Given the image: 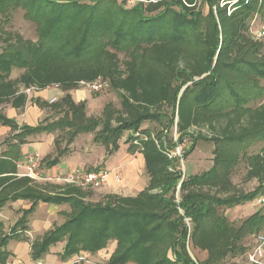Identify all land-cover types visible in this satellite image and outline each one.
<instances>
[{
    "label": "trees",
    "instance_id": "trees-1",
    "mask_svg": "<svg viewBox=\"0 0 264 264\" xmlns=\"http://www.w3.org/2000/svg\"><path fill=\"white\" fill-rule=\"evenodd\" d=\"M159 1L156 6L139 4L126 9L117 0H0V12L10 3L22 7L25 18L36 24L38 36L37 42L19 36L15 42L5 41L6 47L0 52L1 102L14 98L15 108L26 105V97H15L17 92L10 81L16 70L23 72L20 80L26 88L36 87L40 91L58 85L69 93L77 90L84 79L103 77L120 93L132 117L115 129L104 126L96 135L95 142L110 153L118 148L121 131L135 132L144 121H160L164 117L162 113H137L121 90L134 95L140 89L143 98L155 96L170 103L173 107L168 118L170 129L174 127L178 107V128L184 137L193 124L221 125L228 120L229 126L239 129L231 135H225L226 131L221 129L211 139L201 137L215 144L214 166L201 175L186 178L178 166L157 150L153 141L139 140L150 181L136 198L108 195L104 206H92L77 190L54 196L25 191L0 201L1 208L9 201L32 202L11 234L0 236V264H7L11 256L7 251L9 242L20 226H27L28 217L40 202L68 204L71 213L62 226L33 244L34 261L42 259L62 236L69 234L63 257L75 256L80 251L98 253L112 240L117 242V249L108 264H215L238 249L237 243L244 237L264 230L261 211L236 230L224 216L212 213L214 207L232 209L248 203L264 192V184L252 193L226 199L203 190L223 180L220 166L235 164L232 159H218L219 151L246 152L256 141H264V106H254L255 101L264 97L263 45L242 33L260 0H229L234 7L229 14L225 7L228 4L220 8L219 0H204L210 6L207 16L187 9L182 0ZM216 2L218 16L213 10ZM261 5L264 6V0ZM121 53L131 58L127 64L129 80L123 78L118 67ZM67 67L70 71L64 70ZM70 98L65 97L63 103ZM67 105L69 111L54 125L45 119L37 127L20 128L15 121L0 115V124L15 132L6 141L10 147L6 157L11 161H0V167L15 164L21 147L32 135L53 133L57 127L68 129L72 132L69 146L78 135L92 134L98 128L97 122L86 118L87 102ZM197 140L191 136L189 150L182 158L190 156ZM178 143H172L170 148L175 149ZM138 147L132 145L129 150L134 153ZM68 151V147L57 150L55 158L47 157L43 162L54 167ZM262 158L250 156L249 160L256 169ZM208 234L228 238L229 248L219 250L207 239ZM189 240L193 247L208 252L206 261L199 263L191 257Z\"/></svg>",
    "mask_w": 264,
    "mask_h": 264
},
{
    "label": "rangeland",
    "instance_id": "rangeland-1",
    "mask_svg": "<svg viewBox=\"0 0 264 264\" xmlns=\"http://www.w3.org/2000/svg\"><path fill=\"white\" fill-rule=\"evenodd\" d=\"M119 3H123V6L126 9H133L137 5L141 4L145 7L154 6L157 3H160L159 0H117ZM166 1V0H162ZM219 7L222 8L224 5L227 6V13L233 12L232 5L229 3V0H219ZM183 6L187 9L200 11L203 15L207 16L209 14L210 6L207 1L204 0H182ZM262 0L257 6V11L249 17L246 22L245 30H242V33L246 35L251 41L262 44V56L264 57V36H261V29L264 28V6L261 5ZM8 5V6H7ZM5 5L2 12H0V52L6 47V40L15 42V37L19 36L27 41L37 42V26L36 24L27 18H25V10L22 7L18 6L13 7L12 4ZM11 5V6H9ZM156 6V5H155ZM215 15H217V2L213 6ZM234 56V55H233ZM131 58L125 53H121L118 57V67L123 74V78L129 80L130 72L128 71L127 64L130 63ZM70 67L65 68V71H70ZM22 71H15L10 81L14 84V90L17 92L16 96H24L28 101H31L33 104L40 106L41 108L46 109L48 124L54 125L58 123L61 119L64 118L66 112L69 111L68 105L70 102H74L73 93L76 94L77 91H82L85 93V100L90 104L86 112V118L88 121L97 122L98 128L88 138V144H91L92 137L95 138L96 135L103 129L104 126H107L109 129H115L126 122L132 120L130 109H127L124 105L123 99L120 96V93L116 91L109 80L103 79V77L88 78L81 81L78 85L77 90L70 91L69 93L64 92L61 86H52L48 89H58L61 91V98L57 99L56 102L42 103L39 100L34 98V93L40 91L36 87L26 88L25 84L20 80ZM150 79V78H149ZM108 82V88L101 93L93 92L91 86L100 81ZM264 86V84H263ZM124 94L130 101V103L137 108V113H146L150 112L152 114L162 113L164 117L160 120H146L140 124L139 128L134 131L123 130L120 133L119 144L122 145V149L125 147L127 150L132 145L138 147L139 140L144 141H153L155 147L161 154L167 157L168 161H171L178 166V170L182 173L183 177H190L201 175L212 169L214 166V159L216 157V147L212 141H204L201 137H206L211 139L221 132V129H224L225 135H231V133H237L238 128L236 126H229L230 122L225 120L221 125L219 124H208V125H192L187 132V135L184 137L178 128L179 116H178V107L176 111V119L173 129L169 128V119L173 112V107L166 100L158 99L153 96L151 99L143 98L141 90L139 89L136 94H131L125 90L120 91ZM71 97L67 103H63L65 97ZM155 97V98H154ZM14 98H10L9 101L1 102L0 104L11 103ZM145 100V101H144ZM53 101V100H51ZM26 102V103H27ZM254 106L257 108L264 106V97L260 100L254 102ZM130 111V112H129ZM245 125H248V122H244ZM230 127V128H229ZM144 131H148V134H144ZM55 133V142H54V154L49 156L50 159L54 158L57 154V150L65 149L68 147V141L71 137V131L68 129L63 130L61 127H57L53 130ZM191 136L197 140L195 150L190 154L186 159L182 158L183 154L189 150L191 145ZM181 138H184L182 143H178ZM137 141V142H136ZM172 143H178L175 149L170 148ZM137 152H141V148L138 147ZM177 149H181V158L170 159L167 155L168 152H176ZM264 141H256L246 152L235 149L224 150L222 149L218 153V159H232L235 163L233 166L223 165L219 167V170L224 173V178L222 181L214 184L211 187H204L203 190L209 195L220 197L222 199L230 198L233 196L239 197L246 194L256 191L260 185L264 184ZM261 155L262 162L258 164V167L255 169L253 162L249 160L251 156ZM179 156V155H178ZM34 157L35 160L32 159ZM175 159H180L178 162H175ZM45 162H42V159L37 156H29L22 165V168L25 169V174H20L22 177H19L18 172H16L17 164L10 165L6 168L10 171L9 175L5 177H0V201L11 198L16 195V193H22L29 191L38 196H54L58 194H67L70 191H81L86 203L92 206H104L107 203L106 197L108 196L103 190V187L106 183L101 185H90L87 187H80L72 183V178L81 173L71 174L64 176L47 174L44 172L46 168ZM102 167L97 166L96 168H89L84 171L86 173H95L101 171ZM15 171V173H13ZM118 177V176H117ZM146 176H144L145 178ZM150 181V178H149ZM149 186V185H148ZM158 193V191H154ZM181 189H178L177 199H180ZM264 192H261L253 200H250L248 203L241 206V208H212V213L219 214L224 216L231 223L232 227L236 230L239 229L244 222L249 219L255 213L261 211L264 213ZM41 203V202H40ZM39 203V204H40ZM51 206V205H50ZM62 206V205H60ZM1 208V207H0ZM63 213H61L62 218L57 219L54 222V225L47 233H26L29 230V226H20L15 234V238L9 242L7 246V251L11 254L9 256L7 263L12 264H108V260L111 255L117 249V242L110 241L107 243L105 249L99 251L98 253H91L88 251H80L75 256L63 257L65 248L67 246L69 234L62 236L61 240L55 244L50 251L43 256L42 259L34 261L32 258V246L35 242L41 241L45 236L50 234L58 227L62 226L69 218L71 213V207L68 204H65L61 208ZM55 210L51 207L48 208L46 213L51 216ZM24 213V212H23ZM43 210L39 211L37 218L43 217ZM22 216L19 220L12 221L6 225L3 223L0 226V236H7L11 234V231L14 229L16 224L22 219ZM29 218V217H28ZM55 218V214H54ZM29 222V221H28ZM62 223V225H61ZM188 227L191 229L189 221H187ZM209 235V234H208ZM207 235V239L211 241L210 243L214 244L219 250H225L229 248L228 238ZM259 237L264 238V230L260 234H252L244 237L239 243H237L238 249L234 252H229L226 257L218 260L215 264H257L250 261V255L255 251L256 248L260 246ZM205 240V242H209ZM15 243H23L24 248L29 252V258H25L24 262L21 259H17L14 251L10 247ZM188 251L191 257L199 263H202L207 260L208 252L201 250L199 248L193 247V243L189 240L188 242ZM199 251L207 253V258L203 260L199 255ZM84 256L87 258L85 262L78 263L77 257ZM48 257V258H47ZM133 264V263H129ZM264 264V258L261 263Z\"/></svg>",
    "mask_w": 264,
    "mask_h": 264
},
{
    "label": "crops",
    "instance_id": "crops-1",
    "mask_svg": "<svg viewBox=\"0 0 264 264\" xmlns=\"http://www.w3.org/2000/svg\"><path fill=\"white\" fill-rule=\"evenodd\" d=\"M61 95L62 93L58 89H45L34 93V98L42 103L50 104L51 100L59 99ZM72 96L76 104L87 102L84 99L86 95L82 91H77ZM89 105L87 102V109ZM0 115L15 121L20 128L24 126L37 127L47 119L46 109L33 104L31 101H28L25 106L20 108H15L11 103L0 104ZM14 134L15 132L10 127L0 124V161H11L6 157L10 151L9 144L6 141ZM90 135H78L73 143L68 146L69 151L61 158L60 163L51 168L46 165L44 172L65 177L66 175L84 173L86 169L101 166L102 170H107L110 173L109 179L103 187L107 195L136 198L148 188L149 175L146 169L144 153H133L129 148L126 150L125 147L122 149L123 146L119 142L118 148L110 153L105 146L96 143L93 137L91 144H88L87 140ZM55 137V133H39L28 137V143L21 147L20 158L14 162L17 164L16 172H18V175L25 174V169L22 168V165L27 157L37 156L43 162L47 157L54 154ZM9 173L10 171L6 168L0 167V177H5ZM117 176L119 181L116 179ZM144 176L146 177L144 178ZM19 177H22V175ZM31 206L32 202L27 200L7 202L0 208V225L3 223L7 226L12 221L17 222L23 212L29 210ZM51 206L55 212L53 211V214L49 216L46 211ZM51 206L43 203L37 205L34 213L28 218L29 230L26 233H47L54 225V222L62 218L61 213H63V210L58 208L64 205ZM237 208H241V206ZM40 210H43L44 216L37 218L36 216ZM13 246L15 248H10L17 256L16 258L24 259L23 261L26 262L25 258H29V252L22 247L23 243H15ZM198 255L203 260L207 258V253L205 252L199 251ZM7 264L12 263L9 262Z\"/></svg>",
    "mask_w": 264,
    "mask_h": 264
},
{
    "label": "built area",
    "instance_id": "built-area-1",
    "mask_svg": "<svg viewBox=\"0 0 264 264\" xmlns=\"http://www.w3.org/2000/svg\"><path fill=\"white\" fill-rule=\"evenodd\" d=\"M260 34H261V36H264V28L261 29ZM56 86L58 87V85H56ZM108 86H109L108 82L100 80V81L94 83L91 86V89L93 92L101 93L105 89H107ZM56 101H57V99L55 98L51 102H56ZM181 151H182L181 149H177L176 152L175 151L174 152H168L167 151V155L170 159L177 158V157L181 158V156H182ZM32 159L35 160L34 157H32ZM109 176H110V173L107 170H101V171H98L95 173H86V174L81 173L80 175H76L75 177H73L71 182L80 186V187L81 186L87 187V186L94 185V184L101 185V184H104L107 182V180L109 179ZM116 179H117V181H119V177H116ZM259 243H260V246L258 248H256L255 251L250 255V261L253 263H257V264L261 263L262 259L264 258V238L263 237H259ZM86 260H87V258L84 256L77 257L78 263L85 262Z\"/></svg>",
    "mask_w": 264,
    "mask_h": 264
},
{
    "label": "water",
    "instance_id": "water-1",
    "mask_svg": "<svg viewBox=\"0 0 264 264\" xmlns=\"http://www.w3.org/2000/svg\"><path fill=\"white\" fill-rule=\"evenodd\" d=\"M180 189H181V187H180Z\"/></svg>",
    "mask_w": 264,
    "mask_h": 264
}]
</instances>
